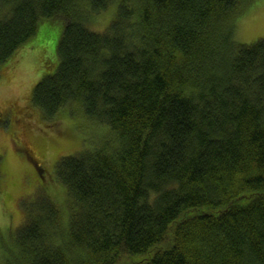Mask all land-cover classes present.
<instances>
[{
	"label": "trees",
	"instance_id": "1",
	"mask_svg": "<svg viewBox=\"0 0 264 264\" xmlns=\"http://www.w3.org/2000/svg\"><path fill=\"white\" fill-rule=\"evenodd\" d=\"M254 1L0 0V76L34 38V107L112 133L59 158L64 202L26 211L1 264H264V39L234 37ZM0 112L22 138L30 112Z\"/></svg>",
	"mask_w": 264,
	"mask_h": 264
},
{
	"label": "rangeland",
	"instance_id": "2",
	"mask_svg": "<svg viewBox=\"0 0 264 264\" xmlns=\"http://www.w3.org/2000/svg\"><path fill=\"white\" fill-rule=\"evenodd\" d=\"M112 13L113 9H107L91 14L90 26L102 29ZM234 37L240 43L264 39V0L254 1L236 21ZM41 51L37 41L31 38L14 54L0 76V111H8L13 106L30 112L25 118L27 130L22 138L19 137L22 132L17 122L19 116L8 114L0 124V264L14 254L12 237L15 228L24 222L26 211H35L50 197L64 202L66 189L55 177L59 158L75 154L83 147H92L94 142L108 139L112 134L108 125L86 115L81 106L63 107L53 120L45 118L34 107L32 88L44 69L40 55L44 52V56H51L50 50Z\"/></svg>",
	"mask_w": 264,
	"mask_h": 264
},
{
	"label": "flooded vegetation",
	"instance_id": "3",
	"mask_svg": "<svg viewBox=\"0 0 264 264\" xmlns=\"http://www.w3.org/2000/svg\"><path fill=\"white\" fill-rule=\"evenodd\" d=\"M1 117H2V112H0V118H1ZM22 119H23V118H20V121H22ZM28 149H29L30 151H32V152H33L32 148H29V147H28ZM30 154H31V153H30ZM31 156L33 157V155H32V154H31ZM33 158H34V157H33Z\"/></svg>",
	"mask_w": 264,
	"mask_h": 264
}]
</instances>
